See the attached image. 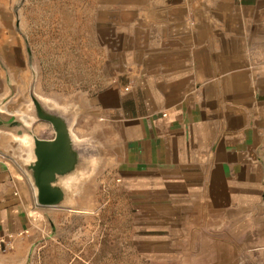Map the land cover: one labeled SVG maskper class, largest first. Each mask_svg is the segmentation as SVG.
Segmentation results:
<instances>
[{"label": "crops", "instance_id": "0c3cea01", "mask_svg": "<svg viewBox=\"0 0 264 264\" xmlns=\"http://www.w3.org/2000/svg\"><path fill=\"white\" fill-rule=\"evenodd\" d=\"M74 7L92 16L96 40L127 75L105 105L114 187L135 213L124 254L146 264H228L216 253L230 248L228 233L264 238V0H0L1 120L25 103L37 51L29 21L38 10ZM17 131L0 126V264H51L52 243L57 264H96L81 224L57 218L50 233L56 215L35 202L10 154Z\"/></svg>", "mask_w": 264, "mask_h": 264}, {"label": "rangeland", "instance_id": "374dc122", "mask_svg": "<svg viewBox=\"0 0 264 264\" xmlns=\"http://www.w3.org/2000/svg\"><path fill=\"white\" fill-rule=\"evenodd\" d=\"M53 11L38 10L29 21L32 26L28 40L37 48L31 53L35 67L30 69L25 103L15 110L33 130L48 137L54 136L49 121L35 119L28 113L31 105L29 88L32 86L36 95L69 118L73 138L81 147L79 170L67 178L71 198L59 206H47L49 214L56 215L49 219L50 233L56 234L59 229L57 218L60 221L72 219V224H81L84 248L94 254L96 264H113L110 262L112 258L115 264H146L148 262L140 261L135 253L125 255L122 247L125 246L122 236L129 225L131 229L135 213L131 206L121 205L120 193L114 187L117 182L113 178L116 148L110 136L112 118H108L105 107L115 102L111 90L114 83L125 85L127 75H123L122 64L115 61L116 57L96 40L92 16H81L76 7ZM26 137L19 136L12 143L14 147L10 154L17 163H25L33 157L30 138ZM73 193L79 200L72 203ZM36 215L40 219L49 218L41 212ZM63 231L62 228L58 233ZM260 236L249 232H238L237 236L228 233L230 248L221 247L216 253L227 256L228 264H264V238ZM236 237L240 238L242 245L237 249ZM99 239L97 248L95 245ZM58 246V243H52L48 251L51 264L60 262L56 258L60 255ZM188 261L181 260L180 263ZM164 264L177 263L169 261Z\"/></svg>", "mask_w": 264, "mask_h": 264}, {"label": "water", "instance_id": "95a60500", "mask_svg": "<svg viewBox=\"0 0 264 264\" xmlns=\"http://www.w3.org/2000/svg\"><path fill=\"white\" fill-rule=\"evenodd\" d=\"M29 93L31 105L28 113L35 119L49 121L54 136L38 137L18 114H6V122L0 119V126L18 128V137L26 135L30 138L33 157L25 163H18L33 184L35 202L41 206H59L71 198L67 178L79 170L81 147L73 138L69 118L36 95L32 86ZM0 114L3 113L0 111Z\"/></svg>", "mask_w": 264, "mask_h": 264}]
</instances>
